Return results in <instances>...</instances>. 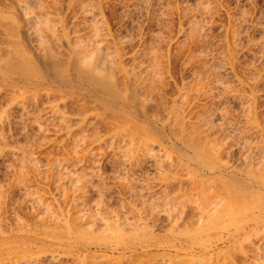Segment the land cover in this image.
Wrapping results in <instances>:
<instances>
[{
  "label": "bare ground",
  "instance_id": "6f19581e",
  "mask_svg": "<svg viewBox=\"0 0 264 264\" xmlns=\"http://www.w3.org/2000/svg\"><path fill=\"white\" fill-rule=\"evenodd\" d=\"M57 1L56 0H0V94L6 93V95H8V98H7L8 101H6L7 108L3 109L2 107L0 109V128L1 126L3 128L4 127L3 124H5L6 122L9 123L8 121L9 119H7L9 117L8 116L9 112H6V111L8 110V108H10V106L16 107V109L18 108V110L21 109L18 112L21 111L22 112L21 115H23V117L27 115V117L30 118L31 122H33L34 119L40 120L42 116L40 118H36V115L30 114L31 106L28 107L30 110L27 109L29 110V114H28L26 110L27 108L26 106H29V104H27L29 99L31 100L33 99L34 101L35 100L37 101L38 98H41L44 95L46 96L47 103L49 104L48 108H49L50 114L46 113L47 118L50 116L52 117L50 118L52 120L53 118L54 120L55 118H58L56 120H59L60 118V122H63V124H64V119H65L63 112L65 113L66 110H68L66 108L67 106L71 105L70 104L71 102H74V103L79 102L80 104L83 103L84 105L90 104L89 107L87 108L85 107V112H91V115H94V119L98 118V120L101 119L102 121L110 122L111 123L110 125L112 128L110 129L113 132L112 136L119 138L121 141L120 142L119 139H116V141L114 142L116 144V148L117 147L119 148L120 145L124 147V150L121 147L118 150L120 151L122 149L121 152H119L121 157L119 154H117V156L119 155L118 157L122 158V163H124L125 165V167L123 165L122 167L121 164L120 166L123 168L124 171L127 170L129 172L126 171L125 173L122 171V169L120 170V172L122 171V173L125 174V176L126 174L130 175L131 170L133 171L134 170L133 168L135 166L140 167V166H143L144 164H148L150 165V169H152L151 171H153V174L158 176L159 183H160L159 184L160 188H158L159 192L157 193L154 190L155 193L154 192L153 193L156 194L155 196L156 200L157 198H159V200L157 201L160 204L157 203V205L160 206L162 204L163 208L161 210V206L158 207L155 204L157 201H155L154 198L152 199H154L155 203L151 200L152 202L150 203V206L152 205V203H154L155 205L154 210H153V207L151 206L152 213L155 212V209L157 210L159 209L161 211L160 213L159 211L157 212L159 217H161L162 219L161 221H163L160 224L163 223L164 225L163 227H165L164 229L167 235H169L175 240L174 244L173 243L169 244L170 246H173V248H175L177 252H183L186 255L202 253L204 257L208 256V258H211V260H214L212 252L220 244H222L223 247H228V246L236 244L237 245L236 247L240 248L241 246L239 247V244L241 245V242L243 240L244 241L246 239L249 240L248 237L251 236L252 233L253 234L255 232L257 233L260 228L264 227V154H261L264 152V151L261 152L262 149L264 150V146L258 145V143L256 144V141H255L253 143H255L258 146L254 144L256 148L253 146V148L250 147L251 148L250 149L249 146L251 145L248 146L249 143L243 140L244 143L248 147L245 146V144L242 142L244 146L242 147L243 149L240 148L239 151L241 150L243 151H241L242 153L240 152V154H238L240 158L237 156L238 157L237 162L239 159L241 161L240 164L238 162V165L235 164L234 166V165L227 163L228 162L227 160L225 162L224 158L222 157L223 153L228 152L227 150H225V147L227 148L228 143H230L231 141L230 138L232 137V134H234L235 136V131L232 134L230 133V131L233 129L235 130L237 128H235L234 125H233L234 127L233 129H231V127L228 128L229 126L228 127L225 126L224 128L223 122L225 121H222L223 118L219 114L222 112H218V113L215 112L221 118H218L217 114H214L213 117H211L212 115L211 112L209 113L207 112L208 114L211 113L210 116L208 114L206 115V113H201L203 114L201 117L200 112H198L197 114L195 113V115L193 114V116H187L185 112L183 111L180 112L181 108L179 107L182 103H179V106H177L178 105L177 101H174V103L170 105L171 107L170 106L168 107L167 105L168 108L164 106L166 104L164 105L161 104V107L156 106L159 103H157V100L155 97L162 90V85L164 84V78H165L163 76L164 66L162 65L161 56L158 55L159 53L154 51L155 49L153 51L146 52L148 53L147 55L149 56L148 58L149 62L147 64H142V65H137L135 63L128 64L127 57L125 56L126 54L123 52L124 45L122 42L124 40L123 41L121 40L122 42H120V41L112 40V39H109L108 37H105L102 33V29H100L101 25L100 27H96L95 23L92 22V24L90 23V25L92 26L94 25V26L93 27L90 26L92 27V29L90 30L89 28L87 30V33H84V34L69 33L65 25L66 23L64 24L63 20L57 17L58 15H56V13H53L55 11V7L57 8V6H59ZM207 1L203 0V1H200V3H202V6L203 4L204 6H207L206 5ZM205 8H208V7H205ZM204 12H206V10ZM196 24L199 25L198 23ZM243 24L244 23H242V25ZM96 25H99V23ZM133 57L134 56H132V58L131 57L129 58L133 60L134 59ZM213 86H214L213 89H215L216 85L214 84ZM209 89L211 90L212 88H209ZM181 96L184 97L183 94H179L178 98H182ZM55 98H58L59 101L61 102V103L60 102L58 103H60L61 105L63 104L62 107L60 106V104H57L54 102L55 100L53 99ZM184 100L185 99H183V101ZM67 103H69V105H67ZM45 107L43 108L48 109ZM72 107H70V109ZM81 107H83V105ZM23 112L24 113L26 112L25 115ZM43 112H48V111L44 110ZM248 112L250 113V111ZM29 115H32V118L33 117L35 118L32 119L31 116ZM65 115L68 117L67 113H65ZM252 115L254 114L253 113H251V115L249 114V116H252ZM223 116L225 117V115ZM37 117H39L38 114H37ZM67 117L65 121L66 120L68 121ZM78 117H81L80 114ZM254 118L255 116L252 118V120H250L251 122L249 123L251 127H256V130H258L257 128H259V124H255L256 121L253 120ZM6 119L7 121L5 122ZM82 119L84 120V118L83 117L80 118L81 124H82ZM249 119H251V117ZM26 120H29V119L27 118ZM36 120H34V123L38 121ZM78 120L76 119L75 121H78ZM101 120L99 122H101ZM252 121H255V122H252ZM83 122H85V120ZM94 122L96 121L94 120ZM66 127H67V124H66ZM227 129L228 130L231 129V130H229L228 132ZM1 130H0V147L5 148L6 150L8 149L9 143L6 140H3L5 136L3 135ZM83 132H82V136H84ZM110 135H109V138H107L108 136L106 137L107 138L106 140H109L113 144V141L111 138L112 136ZM94 136H97V134ZM93 139H92L93 143L94 141H97V138L93 137ZM99 139H100V135H99ZM113 139L115 140V138ZM102 141L107 142L105 141V138H103ZM99 142L100 141H98V144ZM116 142H118V144L120 145L117 146ZM5 143H7L6 144L7 147L6 145L4 146ZM115 144H113L114 147H115ZM107 146L109 145L107 144ZM11 148L7 150L8 153L13 152L12 155L13 154L15 155L17 152L15 153L13 151L14 149L11 150ZM116 148H113V149L116 150ZM75 149H77V147ZM109 149H111V147ZM253 149L255 151L260 150V154L259 152L256 153L255 151H253ZM223 150L225 152H223ZM70 151H72V149ZM88 152L86 154L87 156H88ZM115 152H117V150ZM21 153L25 154L26 151H23ZM75 153L77 154L73 155L74 158L77 157L76 155L79 154V151ZM112 154H114L113 156L116 157V153H112ZM25 155H24L25 158H22V160H20L21 162L18 159H21L22 154H19L18 155L19 157L16 156L17 159L15 156L13 157L19 161V162L17 161V163H20L18 165L19 167L22 166V163H25V162H27V165L26 163L23 165H26V166L29 165V167L31 166L30 169H26L28 168L26 166L25 168L22 166L18 169L19 174H20L21 168H22V172L24 171L23 169L27 170L28 172L24 171L25 173L20 174V176L16 174V178L17 176L22 177L23 174L29 175V176L24 175L25 183L21 181V183L23 182V184H21L20 186L25 185L26 182L29 181V180L26 181V179H28L26 177H30V175L32 174V173L29 174L30 172H33L34 174L35 173L34 169L36 168L41 169L39 165L40 163L38 162H36L38 166L35 167V165L37 164H34L33 165L34 169L32 167V163H34L38 159L35 160V158L31 156L30 154H28L30 155L29 157ZM83 157H81L82 159L77 158L78 160L80 159L79 163L84 161ZM118 157L117 159H115L117 160V162L115 161L117 164L120 163V161H118L119 159ZM235 160L231 162L234 163ZM76 163L77 162H75L74 165ZM61 166H59L58 168V165H57V167H53V168L55 170L57 169L58 171H61L60 170ZM120 166H118L117 168H121ZM138 167H135V170L131 172V174H134L135 171L138 169ZM61 169H64V168L62 167ZM81 169H82V166H81ZM82 170L81 171L78 170L79 175H80V172L82 175ZM117 170L119 171V169ZM69 171L71 172V170L66 169V171L65 170L63 171V173L68 172L67 176L71 177L69 175L70 174ZM78 171H77L76 176H73V174L72 176L77 177L78 180H82L81 175L79 178ZM85 171L86 169L83 171V173ZM36 172L40 174L39 169ZM38 173L36 175L39 176ZM60 174H58L57 178L59 177ZM36 175L34 174V176ZM63 175L64 174H62V176ZM86 175L88 177V173ZM67 176H65L66 179L69 178ZM130 176H131L130 182L126 183L127 184L126 187L129 189L130 193H133V192L135 193L136 191H138V189L134 191L132 189H135V187L137 188L139 186H135V184L131 182L132 179L134 180L135 175L134 176L130 175ZM63 177L61 178L64 180H61L60 177L58 178V180L60 179L61 181L64 182L66 179ZM85 177L83 176V179H84L83 183L85 181L88 183V184L86 183L85 184L90 186L91 182L89 181L92 176L88 177L89 181H86L88 180V178L86 177L87 178L86 179ZM35 178H32V179H35ZM18 179L19 181L21 180L20 178H17V180L15 179L17 181V184H19ZM70 180L73 181V179L71 178L67 179L68 182ZM74 180L76 179L74 178ZM78 180L74 182L77 183ZM139 181L140 180H137L136 182H139ZM63 182H60V183L62 184ZM79 182L80 181H78V183ZM140 182L142 183L143 181H140ZM69 183L67 184L70 185ZM78 183L77 185L74 184L76 188L77 186L79 187ZM141 183H137V185L138 184L141 185ZM183 183L185 184L188 183L191 189V191H189V194L191 192V193H194V195H191V194L189 195L187 193L188 191L186 190L185 191L187 194L185 193L184 188H186L187 190H190V189H188L189 187L188 188L186 187L188 186L187 184L184 187ZM86 185L83 184L84 188L81 186L84 190L78 188L75 191L81 190V191L86 192L85 190ZM145 185L147 186V184ZM141 186H140V189H141ZM60 187L61 185L59 186V189ZM64 187L65 186H63V188ZM27 188L29 187L28 186L25 188L22 187L20 190L24 191L25 193L23 192L21 194H25V195H27V193L30 194L31 193L30 191L32 190V188L30 191ZM1 189L3 188H0V190ZM130 190H132L133 192H131ZM62 191H64V189ZM84 192H81V194H83ZM138 192L137 193L139 196L141 191H138ZM146 192H148L146 193V195L149 193H150L149 195L153 194L152 192H149V191H146ZM29 194L28 196L30 198L34 197V199L31 198V201H34L33 203L38 204L36 206H39L36 208V210L39 208V211L37 210V214H36L39 216V218L37 216V219H39L38 220L39 222L35 221L36 223H33L31 225L28 224L27 222H24L23 226L19 228L18 226L17 227L15 226L17 229V232H16V229L13 230L12 227H10L12 229L8 228L9 229L8 231L6 230V228H4V225L2 222V217H3L2 212L6 206L5 201L7 200L5 199L4 201L3 200L4 198L2 199L1 197L3 195L0 194V263H2V261H5L7 256L17 255L21 253L24 249L29 251L30 254L31 253L36 254V253L43 252L45 250L53 252L55 249H63V248H66V249L69 248L70 250L72 249L74 250L75 247L79 248L80 246H82L81 248H83V250L88 251V250H91L93 246H95L100 249L105 248L106 250L109 249L112 251H114L115 249H122V251L124 252H134L140 246L144 248H146V246L150 247V244H148L147 241H149L150 239L156 236V234L153 231H151L152 227H151V224H149L150 221H148V219L145 218L147 216L149 218V216L152 217L154 215L153 214L151 216L152 213L150 212L151 210H149V207H150L149 202H148V205L146 206L148 209L146 208V211H145V213L148 211L149 215L144 217L143 215L145 213L142 210H140L141 209L140 208L139 210L141 212H139L138 210V214H140L139 215L140 220L137 221L138 220L137 219L135 220L137 222L135 221L131 223L128 222L126 225V227L128 228L125 227L124 224L126 223L123 222L122 220V222L124 223L123 225L126 229H124V227L123 228L120 227L122 224L121 225L119 224L120 228L118 227L117 224L122 223L119 219L116 220L117 223L113 222L114 224H112V222L109 221L111 223L110 225L108 222L109 218L106 219V218L100 217L101 218L100 220L98 218V220L100 221V224H103L104 227L108 230V231L107 230L102 231L104 233L105 231L108 232L107 234L99 233L102 239L101 238L98 239L97 234H94L95 232L93 233V230L90 229L89 227H87V229H82L83 227L82 228H79V227L77 228L76 226L74 227L73 225L69 223V221H67L68 219H63V218L59 219L60 215L59 216L56 215L58 216V218L57 217L56 218L58 219L59 222L56 219L55 222L57 223L53 224L55 223L54 222L55 211L53 212V210L55 209L51 210L52 208H50L49 204L44 203L45 200L44 201L42 200L41 193H40L41 194L40 196H36V195H39V193L36 195L33 194L36 196V198L33 195L30 196L32 193L30 195ZM154 194H153V197H154ZM133 195L134 194H131V197ZM78 196L76 197L78 198ZM143 196L144 195H142V192H141V197ZM76 197L74 196V198ZM150 197H147V198L149 199ZM82 198L83 196L81 197V199ZM82 202L84 201H81V203ZM104 203H102V206ZM35 204L33 205V208L36 207ZM125 204H126V201H125ZM28 205H29V202H28ZM99 206L98 208L102 207V206L101 207ZM188 207L189 209L191 208L193 209L194 214H192L193 213L192 212L191 213L192 215L190 216L188 215L187 213ZM177 208L180 210H178ZM182 208L183 210L181 212ZM99 210H102V209H99ZM177 210L181 212L179 216H177L179 214ZM90 214H93V213H90ZM98 214H101V213L98 212ZM45 216L49 218L50 222H52L51 218L53 219V222L51 223V225H55V228L50 225L52 227L51 228L48 225V223L50 222L48 223L46 222L45 224L44 219H43ZM149 219L152 220L151 218ZM78 220L80 219L78 218ZM124 220L127 221V218ZM155 220H157V218ZM16 222L17 220L15 221V223ZM18 222L17 224L21 223L19 224L20 226L22 225L23 221L19 223ZM61 222L63 225V229L60 224ZM95 222H98V221H95ZM153 222L154 221H152V223ZM80 223H84V222L82 221ZM157 223H153V225L155 226L157 225ZM58 225H60L59 228L61 229L57 228V230H55L56 226L58 227ZM103 225H101V227ZM157 226H159V224ZM103 229L101 228V230ZM102 235H105V236L102 237ZM116 242L121 247L116 246L117 247L116 248V247L111 246V244L116 243ZM242 245H244V243ZM164 247H166V245H164ZM232 247L234 248V246ZM51 248H54V249H51ZM198 249H201L202 251H197ZM262 253L264 254V252ZM216 262L220 263L219 261H216ZM205 263L206 262H204V264ZM222 263L223 262L221 261V264Z\"/></svg>",
  "mask_w": 264,
  "mask_h": 264
},
{
  "label": "rangeland",
  "instance_id": "374dc122",
  "mask_svg": "<svg viewBox=\"0 0 264 264\" xmlns=\"http://www.w3.org/2000/svg\"><path fill=\"white\" fill-rule=\"evenodd\" d=\"M58 1L57 3L59 6H57V8L55 7V11L53 13H56V15H58L57 17L61 18L64 24L66 23L65 25L69 33L71 34L87 33V30L89 28L91 30L92 27L94 26V25L93 26L90 25V23L92 24V22L95 23L96 27H100L101 25L100 29H102V33L105 37H108L109 39L120 41V42L124 40L122 42L124 45L123 52L126 54L125 56L127 57L128 64H133V63L137 65L147 64L149 62V59H148L149 56L147 55L148 53L146 52H150L155 49L154 51L159 53L158 55L161 56L162 65L164 66L163 76L165 78H164V84H163L164 86L162 85V90L155 97L157 100V103H159L156 106L161 107V104L163 105L166 104L164 106L168 108L171 104L174 103V101H177L178 103L177 106H179V103H182L179 107L181 108L180 112L182 111L185 112L187 116H193V114L195 115V113L197 114L198 112H200V114L206 113L207 115L209 112H211L212 113L211 117H213L214 114H217L218 112H222L219 114L222 116L223 119L225 118L224 120L222 119V121L226 122V123L223 122L224 128L225 126L227 127L229 126L228 128L231 127V129H233L234 127L237 128L235 130L229 129L232 131V132L230 131L231 134L234 133L235 131L236 137L234 136V134H232V137L230 138L231 141L229 139L230 143H228L227 148L225 147V150L228 151L226 153H223V156H222L225 162L227 160L228 161L227 163L234 165V166L235 164L238 165V162L240 164L241 161L238 159V162H237V158L238 157L240 158L238 154H240V152L243 151V150L241 151L239 150L240 148L244 146L245 144L244 141H247L249 143L248 146L251 145L249 146V148L250 147L253 148L255 144L253 142L255 141H256V144L258 143V145L264 146V138H263L264 137V0H208V1L205 0L207 1V4H206L207 6H204L203 4L204 7L202 6V3H200V1H203V0H89L90 2L88 0H58ZM205 7H208L209 10L208 8H205ZM204 8L206 12H204L205 11ZM98 23L99 25H96ZM196 23H198L199 25H197ZM242 23L244 24L242 25ZM132 56H134L133 60L131 59ZM213 83L216 85L215 89H213L214 88ZM209 88H212L214 92L212 91V89L210 90ZM179 94H183L184 97L181 96L182 98H178ZM7 98H8V95H6V93L0 94V109L2 107L3 109L7 108V105H6L7 104L6 101H8ZM183 99H185L186 101L185 100L183 101ZM30 100L31 99H29L27 103L29 104V106H26L27 107L26 110L29 109L28 107L31 106L30 107L31 110L29 109L30 114L36 115V118H40L41 116L42 118H40V120L37 119L38 121L34 119L37 121L35 123H34V120L33 122H31L30 118L27 117V115H25L26 112L25 113L23 112L25 115V117H23V115H21L22 112L21 111L18 112L21 109L18 110V108L16 109V107L10 106V108H8V110L6 111V112H9L8 114L9 117L7 116L8 117L7 119H9L8 120L9 123L6 122L7 121L6 119L5 120L6 123L3 124L4 127L2 128L1 126L2 130L1 128L0 130L5 136L4 137L5 139L3 138V140H6L9 143L8 149L12 147L11 150L14 149L13 151L15 153L17 152L16 153L17 155L15 154L16 156H18L19 154H22L21 159H18L19 161L22 160V158H25L24 157L25 154H27L25 156H28V157L30 155L33 156L35 160L38 159L37 161L32 163V167L34 164H37L36 162L40 163L39 165L41 169L40 168L34 169L33 167L34 172H35L34 174L36 175L38 173L36 172L38 169L40 170V174L38 173L39 176L38 175L34 176L33 172H30L31 171L30 170L29 174L32 173L31 174L32 177L31 175L30 177H26L28 178L26 179V181L27 180L29 181H27L25 185L20 186L21 184H23L25 180V176L27 174L26 175L23 174L22 177H19V176L20 174L25 173L24 171H27V170L23 169L24 171L22 172V168H21L20 174H19L18 169L22 166L25 168V166L27 165V162H25L26 165H23L25 163H22V166L19 167L18 165L20 163H17L18 160H16L17 157L14 154L13 155L16 157V159L13 158L14 157L12 155L13 152L8 153L7 151L8 149L5 150V148L0 147L1 148L0 149V184H1L0 188H3L0 190L1 192L0 194L3 195L1 197L2 199L4 198L3 199L4 201L5 199L7 200L5 201L6 206L3 210L4 213L2 212V216H3L2 222H3L4 228H6L7 231L12 228L14 230L16 229L17 226L18 228L22 227L24 222H27L28 224L31 225L33 223H36L35 221L39 220L37 219L38 215H36L37 210L39 211V208L37 210L36 208L39 206H36L38 204H35L33 203L34 201H31V198L34 199V197L30 198L28 196L29 193H27V195L21 194L24 191L20 189L22 187L25 188L27 186L29 187L27 188L29 191L32 188V190L30 191L32 194L30 193L31 194V195L29 194L30 196H32L33 194L36 195L38 193L39 195H36V196H40L42 194L41 196L42 200L47 201V202L44 201V203H48L50 208H52L51 210L55 209L53 210V212L55 211L54 222L60 215L59 219H62V218L68 219L67 221H69V223L73 225L74 227L75 226L77 228L83 227L82 229H87V227H89L90 229L93 230V233L95 232L94 234H97L98 239L101 238L99 233L100 234L108 233L106 231L105 233L102 232L104 230H107L103 224H100L99 220L102 217L106 219L109 218L108 222L111 221L112 224L117 223L116 220L118 219L121 222L123 220V222H125L126 224H124L123 222L117 224L118 227H119V224L120 225L122 224L120 226L122 228L124 227V225L126 227L128 222L131 223L137 219H138L137 221H139L140 214H138V210L141 208L140 210H142L145 213L148 202H149V206L152 201L154 202V199L156 196V194L154 193L155 191L158 193L159 192L158 188H160L158 176L153 174V171H151L152 169H150V165L144 164L143 166H140V167L135 166V167H138L135 173L131 174V172L135 170V167L133 168L134 170L133 171L131 170L130 172V175H133V176L135 175L134 177L135 182L133 179L131 182H133L135 186H139L137 188L135 187V189H132V190L134 191L138 189V191H141L142 195H144L143 196L144 199H143V197H141V192H140V195L138 196V193H139L138 191L134 193L132 190H130L131 192H133V193H130L129 189L126 187L127 185L126 183L130 182L131 176L129 174H126L125 176V174L122 173V171L126 173L127 170L125 171L123 170L122 167L123 166L125 167V165L124 163H122V158L118 157L120 155L119 152H121L122 150L121 149L120 151H118L120 147L123 148L124 150V147L118 144L120 139L112 136L113 132L111 130L112 128H111L110 122L102 121L101 119L98 120V118L94 119V115H91V112H85V107L86 108L89 107L90 104L84 105L83 103L80 104L79 102L78 103L71 102L70 104L73 106L72 107L71 105H69V103H67V105L69 106H67L66 109L68 110H66L65 113H67L68 117L65 115L64 112L63 114H64V118L66 119L67 117L68 121L67 120L65 121L64 119V124H63V122H60V118L59 120H56L58 118H55V120L53 118L52 120L50 119L52 118L50 115H49L50 117L47 118V114H50V112L48 108L49 104L47 103V99L45 95L41 98H38L37 101L36 100L34 101L33 99L31 101ZM53 100H55L54 102L57 104L61 103L58 98H55ZM82 105L83 107H81ZM60 106L62 107L63 104L62 105L60 104ZM43 107L48 108V109H44ZM70 107L72 108L70 109ZM43 109L48 112H43L44 111ZM29 110H27L28 114H29ZM40 110L41 111L43 110L42 111L43 113ZM248 111H250V113ZM251 113H253L254 115L249 116V114L251 115ZM37 114L39 115V117H37ZM79 114L81 117H78ZM210 114L208 115L210 116ZM222 114L225 115V117ZM32 115H29V116H31L32 118ZM202 115L203 114H201V117ZM254 116L255 118L253 120H255L256 122L255 121H252V122H255V124H259V128H257L258 130H256V127H251L249 123L251 122L250 120H252ZM82 117L84 118L85 122H83L84 120L82 119V124H81L80 118ZM250 117L251 119H249ZM27 118L30 121L26 120ZM218 118H221V117H219L218 115ZM76 119L78 121H75ZM227 119H229L230 121ZM94 120L96 122H94ZM100 120L101 122H99ZM65 122L67 124V127H66ZM82 132L84 133V136H82ZM96 134L98 137L94 136ZM99 135H100V139H99ZM109 135L112 136L111 138H112L113 144H115L114 142L116 141V139H119V141L116 142L117 146L120 145L119 148L117 147L118 149L116 148V144L114 147L112 142H110L109 140H106L107 138H109ZM93 137L97 138V141H94V143H93V140H94ZM79 138H81L82 140ZM103 138H105V141L107 142L102 141ZM113 138H115V140ZM237 138L239 141L237 140ZM98 141H100L99 142L100 146L98 144ZM242 142L244 144H242ZM6 144L7 143H5L4 146ZM107 144L109 146H107ZM245 146L247 145L245 144ZM76 147L77 149H75ZM110 147L112 150L109 149ZM113 148H116L117 152H115L116 150ZM71 149L72 151H70ZM23 151H26V153L25 154L21 153ZM78 151H79V154L76 155L77 157L74 158L73 155L77 154L75 152H78ZM253 151L255 150L253 149ZM263 151L264 150L262 149L261 152ZM87 152H88L89 157L86 155ZM223 152L225 151L223 150ZM255 152L256 153L259 152L260 154V150H257ZM80 153L81 154L83 153L84 155L83 154L82 155L84 157ZM112 153H116V157L113 156L114 154ZM117 154L119 155L117 156ZM261 154H264V152ZM81 157H83L84 161L81 160L82 162L79 163L80 159H82ZM117 157L121 159V160L118 159V161H120L119 164H117L116 163L117 160H115L117 159ZM77 158H80V159L78 160ZM234 160H235L234 163L231 162ZM51 161L53 162L54 165L52 164ZM75 162H77L78 164L76 163L74 165ZM120 164L121 166L122 165L123 166L121 167ZM52 165L53 167H57L58 165V168L59 166L62 165L60 167L61 171H58L57 169L55 170L52 167ZM36 166H38V164L35 165V167ZM81 166H82V169L84 168L86 169V171L84 172L85 174L83 173L85 169L82 170ZM118 166H120L121 168H117ZM26 167H28L26 169L31 168V166L29 167V165ZM62 167L64 169H61ZM66 169L71 170V172L69 171L70 173L69 175L71 177L67 176L68 172L63 173V171L64 170L66 171ZM117 169H119V171ZM121 169L122 171L120 172ZM78 170L79 171L82 170V175L84 174L83 175L84 177L87 173H88V177L92 176L89 181V178L86 175L88 180H86L87 179L86 177H85L86 178L85 180L91 182L93 185L90 183V186H88L86 185L88 183L85 181L83 183L84 179H83V176L81 175V172H80V175L82 177V180H78L77 177H73V176H76ZM79 171H78V175H79ZM57 172L58 174L62 172L60 174L61 176L59 175L61 180H64L61 177L64 176L63 178L66 179L65 176H67L73 179V181L70 180L69 181L70 183H69L67 181V179L69 178H67L64 182L61 181L60 179L58 180L59 177L57 178L58 176ZM16 174L19 175L17 176V178L21 179L20 181L18 179L19 184H17V181H16L17 180ZM62 174L64 175L62 176ZM80 175H79V178H80ZM32 178H35V179H32ZM74 178L80 181L79 183L77 181L79 185V187L77 186V188L75 187L77 183L74 182L76 181L74 180ZM136 179L143 181L142 182L143 184L140 181L136 182L137 181ZM146 180L148 183L146 182ZM21 181L23 182L21 183ZM59 181L63 183L61 184ZM67 183H69L70 185H68ZM137 183H141L142 186L139 184L137 185ZM83 184L86 185V188H85L86 192L80 190L84 188ZM145 184H147V186ZM186 184L188 185V183ZM186 184L183 183L184 187L186 186ZM60 185H61L60 187L61 190L59 189ZM62 185L65 187L63 188ZM72 186H74L75 189ZM140 186H141V189H140ZM186 187L188 188L189 185ZM78 188H80L79 190L81 192H84L85 194L84 193L81 194L80 191H75ZM63 189L64 191H62ZM188 189H190V187ZM185 190L188 191L187 192L188 194H189V191H191V189L187 190L186 188H184V191ZM146 191H149L152 193L154 192L153 193L154 197H153V194H151L152 196L149 195L150 193L147 194L149 195L147 196L146 193L148 192ZM77 193H79L80 195ZM131 194H134L135 196L133 195L131 197ZM190 194L194 195V193H191V192ZM74 196L75 197L78 196V198L77 197L74 198ZM80 196L81 197L83 196L82 198L83 200L81 199ZM147 197H150V198L148 199ZM99 198L101 201L99 200ZM128 199L131 201H129ZM157 200H159V198H157ZM157 200L155 199V201ZM81 201H84V202L81 203ZM125 201H126V204H125ZM28 202H29V205H28ZM102 203H104L103 204V206L105 205L104 207L102 206ZM154 203H152L151 205L153 207V210L155 207ZM157 203L159 202L157 201L155 204L157 205ZM34 204L36 207L33 208ZM134 204H136L137 206ZM98 206L99 207L102 206L103 208L102 207L98 208ZM151 206L149 207V210H151L152 208ZM160 206L162 210L163 208L162 204ZM99 209H102V210H99ZM191 209H189V207L187 209V213L189 216L194 214L193 209L192 210ZM96 210L101 214H98ZM140 210L139 212H141ZM178 210L177 212H179V214L177 213L178 214L177 216L181 214L183 208L181 209V212ZM158 211L159 213L161 212L159 209L158 210L155 209V212L153 213H152V210L150 211L152 213L151 216L154 214L152 217L149 216V218H151L152 220H150L147 216L149 215L148 211L145 213L146 215L142 214L144 217L147 216L145 218L148 219V221H150L149 224H151V227H152L151 228L152 230L151 229L150 230L156 234L154 238L147 241V243L150 244V247L146 246V248H144L140 246L134 252H124L122 251V249H115L114 251H112L109 249L106 250L105 248L100 249L95 246H93L91 250L85 251L83 250V248H81L82 246H80L79 248L75 247L74 250L73 249L70 250L69 248L67 249L63 248V249H55L53 252L45 250L43 252L36 253V254L34 253L30 254L29 251L24 249L21 253L17 255L7 256L5 261H2V263L0 264H168V263L169 264H188V263L189 264H204V262H206L205 264H216V263L221 264V261L223 262L222 264H264V259H263L264 254L262 253L264 252V245H263L264 244L263 243L264 242V227L260 228L257 233L256 232L254 234L252 233L251 236L248 237L249 240L247 239L245 241L243 240L241 242V245L239 244V247L243 246L242 248L241 247L237 248L236 244L228 246V247H223V245L220 244L212 252L214 260H211V258H208V256L204 257L202 253L201 254L196 253L197 255L196 254L186 255L183 252H177V250L173 248V246H170L169 244L170 243L174 244L175 240L169 235H167L164 229L165 227H163L164 226L163 223L160 224L163 221H161L162 220L161 217H159V215L157 214ZM90 213H93V214H90ZM125 216L127 218V221L124 220L126 219ZM45 217L43 219L46 224V222L48 223L50 222V220L49 218H47L48 215L46 217L47 219ZM77 217L80 220H78ZM153 217L154 218L156 217L157 220L159 218L160 219L157 221L155 220L156 218L154 219ZM19 218L20 219L22 218L21 221H23L22 225L20 226L19 224L21 223L19 222L21 221ZM16 220L17 222L19 220L18 222L19 224H17V222L15 223ZM51 221L53 222L52 218H51ZM82 221L84 223H80ZM95 221H98V222H95ZM152 221H154L153 223L158 222L157 225L159 224V226L157 225L154 226ZM52 222L48 223V225L50 226ZM56 223L57 222L53 224H56ZM60 224L63 229L62 222ZM109 224L111 225L110 222ZM101 225L103 226L101 227ZM51 226L55 228V225H51ZM59 227L60 225H58V227L56 226L55 230H57V228ZM125 227L124 229L128 228V227L126 228ZM101 228L102 229L104 228V229L101 230ZM16 232H17V229H16ZM103 236L105 235H102V237ZM243 243L244 245H242ZM164 245H166V247H164ZM111 246L116 247L120 245H118V243L116 242V243L111 244ZM232 246H234V248ZM51 249H54V248H51ZM197 251H202V250L198 249ZM175 257H177L178 259ZM205 259L208 261H206ZM216 261H219L220 263Z\"/></svg>",
  "mask_w": 264,
  "mask_h": 264
}]
</instances>
